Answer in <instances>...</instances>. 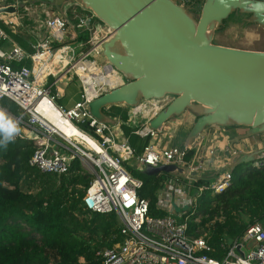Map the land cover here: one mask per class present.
Here are the masks:
<instances>
[{
	"label": "built area",
	"instance_id": "2783aa9c",
	"mask_svg": "<svg viewBox=\"0 0 264 264\" xmlns=\"http://www.w3.org/2000/svg\"><path fill=\"white\" fill-rule=\"evenodd\" d=\"M44 1L16 0L14 4L4 7L15 6L16 12L19 8L29 12L36 4L44 8ZM178 2L183 6L189 4L198 8L200 4L203 5L204 0ZM84 11L83 15L75 14L74 18H69V14H47L45 26L49 35L33 46L32 53L18 44H13L9 50L3 48L2 43L8 40L9 36L0 25V102L8 98L22 110L21 114L10 116L13 130L11 140L33 141L35 150L29 164L44 173L67 174L77 159L85 167L93 168L94 179L83 199L85 207L96 213L116 212L123 223V242L98 253L103 259V264H264V227L260 223L250 225L241 240L229 244L226 256L221 259L211 255L214 248L206 238L189 233V215H185L187 213L182 209L195 207L198 198L189 194L190 184L183 183L178 177L167 180L159 195L158 209L165 210L168 214H150V201L140 195L144 181L134 176L125 164L135 160L137 164H134L133 168L140 172L147 165H177L186 169L191 146L158 148L148 145L138 154L128 141L116 140L113 126L99 122L90 114L89 103L94 98L124 84L126 79L107 61L101 62L104 60L102 44L111 34L107 25V35H91L85 50L79 54L72 45L67 44L70 30L79 31L74 33L78 37L81 32L92 31L93 24L97 30L101 29L100 25H105L91 11ZM0 18L5 24L13 28L16 26L12 18ZM55 43H58V48H55ZM64 56H67V61L65 64H59ZM27 61L32 65H26ZM58 65H62V68L57 72ZM64 70L65 73L76 75L83 87L81 99L72 108L59 106L56 95L52 94V88L46 84L49 75L57 76ZM111 76L116 77L114 83L104 82ZM150 101H143L134 108L133 115L152 112L153 105ZM43 103L56 109L59 117L77 127V123L87 126L86 130L78 128L93 137L100 145L101 151L87 148L85 145L86 148L83 147L74 137H68L54 126L43 114ZM153 117L150 116L144 127L136 131L138 135L153 137L159 134L160 131L149 127V121ZM209 153L213 156L215 150ZM201 167V164L190 165L189 178ZM255 168L264 169V153L257 157ZM232 184L233 174L226 172L216 182L199 187L198 190L200 195L205 191L217 195L229 190ZM175 215L179 218L185 217V221H178Z\"/></svg>",
	"mask_w": 264,
	"mask_h": 264
},
{
	"label": "water",
	"instance_id": "95a60500",
	"mask_svg": "<svg viewBox=\"0 0 264 264\" xmlns=\"http://www.w3.org/2000/svg\"><path fill=\"white\" fill-rule=\"evenodd\" d=\"M62 14L76 3L111 30L102 56L126 79L89 103L99 122L111 123L105 109L171 98L149 121L162 131L166 123L191 112L197 119L186 146L210 126H246L250 136L264 135V51L214 43L216 32L235 13L264 27V1L204 0L199 16L178 0H48ZM15 6L0 8L13 13ZM264 148L243 154L236 167L254 162ZM240 156V155H238ZM145 175L184 173L177 165L152 167Z\"/></svg>",
	"mask_w": 264,
	"mask_h": 264
},
{
	"label": "trees",
	"instance_id": "16d2710c",
	"mask_svg": "<svg viewBox=\"0 0 264 264\" xmlns=\"http://www.w3.org/2000/svg\"><path fill=\"white\" fill-rule=\"evenodd\" d=\"M88 37L79 33V41ZM21 112L8 98L0 102V264H103L98 253L123 242V223L116 212L96 213L85 207L83 199L94 175L88 174L79 159L61 175L44 173L29 164L34 142L11 140L10 116ZM119 113L126 123L127 112ZM122 127L141 154L149 138L133 133L135 127ZM134 175L144 181L140 195L150 201V214L167 215L158 209V202L169 174L150 176L139 171ZM209 184L200 179L190 183V188L195 193ZM206 195L207 191L200 195L196 212L191 209L187 221L189 233L205 237L214 248L213 257L226 256L228 245L241 240L250 225L264 226V169L250 165L235 173L229 190L208 198Z\"/></svg>",
	"mask_w": 264,
	"mask_h": 264
},
{
	"label": "crops",
	"instance_id": "0c3cea01",
	"mask_svg": "<svg viewBox=\"0 0 264 264\" xmlns=\"http://www.w3.org/2000/svg\"><path fill=\"white\" fill-rule=\"evenodd\" d=\"M15 2L16 0H0V7H4L8 4L11 5L14 4ZM44 3H45L44 8L36 4L32 7V9L29 12L23 11V8H19L18 12L3 13L0 15L3 16L4 18H12L16 23V26L13 28L12 26L5 24L4 21L0 18V25L6 30L9 36L8 40L2 43L3 48L9 50L11 49L13 44H18L29 53H32L34 51L33 46L37 42L43 40L49 35V30L45 26V20L47 19L48 16L47 14L50 13L51 15L53 14L67 15L70 13V16L72 15L73 17L68 16L69 18L76 17L75 14L78 15L84 14L83 12L84 9L76 3H71L67 5L65 7L64 14H62L60 10L48 0H45ZM37 22L40 23L39 27L38 28L33 27V23H37ZM28 26H31V28L28 29ZM93 26L95 28L94 24L91 26V28H93ZM100 28L102 29L103 32L104 26L100 25ZM93 30L92 31L86 30L82 32L84 35L87 34L89 37L87 41H79V36L76 37L74 35V33H78L79 31L72 29L68 34L69 36L67 37L66 42L67 44L72 45L76 53L79 54L80 52L84 51L86 45H88L87 42L89 41L90 36L94 34ZM18 38L24 41L26 45L22 44L18 40ZM54 46L55 48L59 47L58 43H55ZM65 61H67V56L62 57V60L59 64H65ZM104 61L106 60L105 59L101 60V62ZM26 65L31 66L32 64L30 61H27ZM61 68L62 65H58L56 71L57 72L60 71ZM46 84H48L49 87L52 88L51 89L52 94L56 95L57 104L64 108H72L82 97L83 87L80 79L76 75L70 72L65 73V70L60 72L57 76L49 75L47 77ZM117 106L118 108H113L112 106L107 107L105 109V112L112 120L111 123L113 124L110 125L114 127L116 140L128 141L129 144L132 146L130 142V137L126 135L122 125L127 124L130 127H135L136 130L133 133L138 135L136 131L140 129V127H138L139 114L134 116L133 115L134 108L130 106L127 105H117ZM121 110L127 112L128 114L129 119L126 123L123 122V119L120 117V113L118 114V111ZM196 119L197 117L195 114L191 112H186L184 115L177 117L171 120L170 122L166 123L162 131H160L159 134H157V136H153V137L152 136L141 137L140 135L138 136H140L142 139L149 138L147 146L153 145V146H157L158 148H165L171 145L167 144L163 139L165 138V140L167 139L175 140V138H173V134L179 133L185 136L183 141H184V146H186L187 136L189 134V131L193 127V124L195 123ZM84 127L85 129H87L86 128L87 126ZM173 130H175V132ZM250 133H251L250 128L246 126L234 125L223 128L219 126L207 127L202 132L201 135H199L197 138L194 139L191 145V150L189 152L190 158L187 159L186 169L184 168L185 172L167 173L169 174L167 180L174 177H178L181 179L182 177L178 176V174H180V175H184V178H182L184 180L182 179L181 180L183 183L186 184L193 183L195 180H200V179L207 180L210 183H214L217 180H219L226 172H231L234 178L235 173L238 172V168L240 171L250 165L255 167L256 160L249 164H241L237 167L235 165L237 159H239L243 154H252L257 150H261L264 148V135L250 136ZM211 150H215V154L213 156L209 153ZM64 151H66V149ZM200 164L202 165V167L197 172L196 171L193 172L190 176L192 178H189V170H190L189 166L190 165L199 166ZM132 166H134V163H130V167L132 168V169L128 168L130 172H132V170L134 169ZM188 190H189L188 191L189 194L193 196L194 193L191 191L190 187H188ZM187 208H191V207H185L182 210L186 211Z\"/></svg>",
	"mask_w": 264,
	"mask_h": 264
},
{
	"label": "rangeland",
	"instance_id": "374dc122",
	"mask_svg": "<svg viewBox=\"0 0 264 264\" xmlns=\"http://www.w3.org/2000/svg\"><path fill=\"white\" fill-rule=\"evenodd\" d=\"M202 6L200 4V6L197 8L198 9L197 11H195V9L192 6H190L189 4L184 6V7H186V8L190 7L192 12L194 13V15L199 16V13L201 12ZM69 15H70V13H69ZM231 16H230V19L226 20L224 22V25L216 32V35L214 37V43H216L218 45L240 48V49L264 51V27L260 26L257 23L251 22L249 20L250 17L248 15H242L240 13H236L233 18H231ZM34 18H36V17H34ZM97 22H99V21L97 20ZM39 24H40L39 22L33 23V27L38 28ZM103 26H104V31L102 32L101 29L100 30L94 29L93 30L94 35H96V36L107 35V32H108L107 26H106V24ZM29 28H31V26H28V29ZM168 98H169L168 100L150 101L149 103H151L153 105V110H152V112H149L148 114H145V112H143V114H140L138 116V119L140 120V121L138 120V123H139L138 127L141 128L142 125H144L147 122V119L150 116L151 117L155 116L156 115V114L154 115L155 112L161 111L168 104V102L171 100L170 97H168ZM77 125L79 128L86 130L85 127L81 123H77ZM173 128H174V125H173ZM173 131L175 132V130H173ZM184 137L185 136L183 134L174 133L173 134V138H175V140L173 139L174 141L172 139L165 140V138L163 140L171 146L176 145L178 147H184V141H183ZM57 139H59V138H57ZM168 140H170V141H168ZM81 145L83 147H85L83 144H81ZM130 163L137 164L135 160H131ZM130 163L129 162L126 163L125 166L129 169H132L130 167ZM81 164L85 168V170L88 172V174L94 175L93 174V168L85 167L83 165V163H81ZM132 167H135V165ZM242 167H245V166H242ZM238 171H239V168H238ZM134 172H137L136 168H134L131 173L134 175ZM173 175H175V174H173ZM178 176L184 178V175L178 174ZM182 180H184V179H182ZM211 195H213V192L207 191V195H206L207 198ZM193 197H197V198L200 197L198 189L196 190V193H194ZM197 206L198 205H195V207H191L192 213L196 212L195 210L197 209ZM191 208H187V210L185 211L187 214H185V215H189L188 213H189ZM177 210L179 211V209H176V211ZM180 212H182V211L180 210ZM175 217L177 218L178 221H181V219L184 220L183 217L181 219L177 215H175ZM197 220H199V219H197ZM206 234H205V236H207Z\"/></svg>",
	"mask_w": 264,
	"mask_h": 264
},
{
	"label": "bare ground",
	"instance_id": "6f19581e",
	"mask_svg": "<svg viewBox=\"0 0 264 264\" xmlns=\"http://www.w3.org/2000/svg\"><path fill=\"white\" fill-rule=\"evenodd\" d=\"M115 78V76H111L104 82L114 83ZM41 108L44 109V116L48 120H50L54 124V126L64 132L68 137H74L78 142L85 145L87 148L101 151L100 145L93 137L81 131L76 125L72 124L71 122L59 117L60 115L56 113V109L49 108L48 105L44 103L41 105Z\"/></svg>",
	"mask_w": 264,
	"mask_h": 264
},
{
	"label": "clouds",
	"instance_id": "9594fccd",
	"mask_svg": "<svg viewBox=\"0 0 264 264\" xmlns=\"http://www.w3.org/2000/svg\"><path fill=\"white\" fill-rule=\"evenodd\" d=\"M3 147H5V148H6V146H3Z\"/></svg>",
	"mask_w": 264,
	"mask_h": 264
}]
</instances>
